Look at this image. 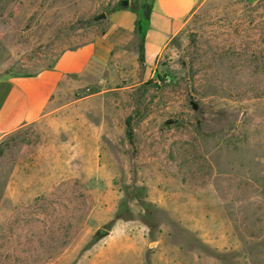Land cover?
<instances>
[{
	"label": "rangeland",
	"instance_id": "rangeland-1",
	"mask_svg": "<svg viewBox=\"0 0 264 264\" xmlns=\"http://www.w3.org/2000/svg\"><path fill=\"white\" fill-rule=\"evenodd\" d=\"M107 1L0 0V77L95 42ZM126 47L0 141V264H264V0L207 2L153 74Z\"/></svg>",
	"mask_w": 264,
	"mask_h": 264
},
{
	"label": "crops",
	"instance_id": "crops-1",
	"mask_svg": "<svg viewBox=\"0 0 264 264\" xmlns=\"http://www.w3.org/2000/svg\"><path fill=\"white\" fill-rule=\"evenodd\" d=\"M121 0H109V4ZM211 0H149L148 28L142 38L143 62L150 73L169 41L192 16ZM253 4L260 0H238ZM137 12L127 6L114 7L105 19L107 30L95 42L62 51L53 64L35 73L0 77V141L15 131L37 123L58 109L59 94L72 92L88 77L104 73L107 60H125L129 40L137 34ZM136 58L137 51L133 50ZM112 53V54H111ZM115 65V64H114Z\"/></svg>",
	"mask_w": 264,
	"mask_h": 264
},
{
	"label": "trees",
	"instance_id": "trees-1",
	"mask_svg": "<svg viewBox=\"0 0 264 264\" xmlns=\"http://www.w3.org/2000/svg\"><path fill=\"white\" fill-rule=\"evenodd\" d=\"M118 7V5H116ZM137 19L135 22V32L141 39V60H143V48H142V38L145 30L148 28V16H149V6L143 7L142 12L140 14L137 13ZM127 135L130 136L131 132L127 125Z\"/></svg>",
	"mask_w": 264,
	"mask_h": 264
},
{
	"label": "water",
	"instance_id": "water-1",
	"mask_svg": "<svg viewBox=\"0 0 264 264\" xmlns=\"http://www.w3.org/2000/svg\"><path fill=\"white\" fill-rule=\"evenodd\" d=\"M127 4H128V0H121V1L118 3V6H119V5H121V6H127ZM103 16H104V14L102 13V14H100L98 17L101 18V17H103Z\"/></svg>",
	"mask_w": 264,
	"mask_h": 264
}]
</instances>
